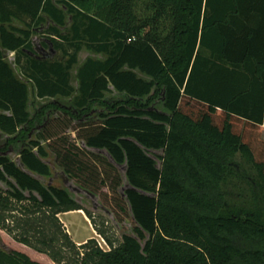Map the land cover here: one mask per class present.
<instances>
[{
	"label": "trees",
	"instance_id": "1",
	"mask_svg": "<svg viewBox=\"0 0 264 264\" xmlns=\"http://www.w3.org/2000/svg\"><path fill=\"white\" fill-rule=\"evenodd\" d=\"M47 20L43 32L60 55L52 60L36 58L32 43ZM83 48L102 58L79 62ZM29 87L38 100L71 97L77 114L47 103L31 116ZM112 90L126 99L107 103ZM161 93L165 112L149 107ZM96 104L107 111L81 122ZM52 107L65 115L22 145L24 169L0 150V228L14 241L54 264H264V250L234 244L237 236L264 244L262 216L228 206L221 189L235 156L264 184V0H0L5 144L24 143ZM46 147L84 189L106 184L113 204L128 206L134 235L116 241L67 190L41 183L36 175H50ZM149 150L162 151L161 167ZM73 210L108 250L93 238L76 245L58 217ZM0 264L41 263L0 249Z\"/></svg>",
	"mask_w": 264,
	"mask_h": 264
},
{
	"label": "rangeland",
	"instance_id": "2",
	"mask_svg": "<svg viewBox=\"0 0 264 264\" xmlns=\"http://www.w3.org/2000/svg\"><path fill=\"white\" fill-rule=\"evenodd\" d=\"M52 24L51 21L47 20V22L40 27H38L35 33L32 36V43L34 48V56L39 59H57L60 57L59 53L55 51L50 43L49 37L43 31H45L46 27ZM6 58L13 64V54L6 53ZM86 57L92 58H102V55L92 53L86 49H82L78 53L79 62L83 61ZM15 71L19 77L18 70L15 68ZM71 84L76 89L77 81L75 78V70L71 71ZM29 105L28 111L32 116L37 110L40 109L41 106H44L47 103H53L55 106L66 107L71 112L77 114V110L72 106L71 97L62 98L55 97L49 99H41L38 100L35 97L32 87H29ZM104 99L107 103L113 104L115 102H121L126 99V96L121 93H117L116 91H110L105 94ZM150 109L165 112V109L162 106V93L159 94L158 97L152 100L149 104ZM107 111L106 107L102 105H93L91 110L80 118L81 122L90 121L95 122L98 121V114ZM64 111L57 109L56 107L48 108L43 113V118L40 123L35 122L33 126L29 128L27 133V138L25 142L15 143V144H5L7 136L0 132V150H4L5 153L18 165H20V161L18 158V151L22 147V145L26 144L29 139H34L36 136V132L41 129L42 125L48 121L49 119L55 117H64ZM69 117L68 115H66ZM72 121V120H71ZM76 123V122H72ZM68 136L70 139H74L75 132L68 130ZM261 138H264V128L261 130L260 134ZM76 144L84 147V144L81 140L74 139ZM46 146V144H45ZM47 156L43 159L50 167V175L48 177L37 176L41 183L44 185H54L57 187L64 188L69 192V194L79 202L84 208L90 211L95 217V221L97 224L104 223V227L107 229V234L112 236L116 241H120L122 235H134L132 229L134 226V221L132 219V215L128 209V206H125V212L120 211L114 204L111 199L113 196L111 195L108 186L101 185L99 190L95 193L88 191L81 187L76 180L69 178L62 170L60 166L55 162L54 153L47 148ZM87 150L98 152L102 154L108 161L113 162L111 157L105 150H97L87 148ZM148 155H150L156 163L157 167H161L162 161L159 158L162 155L161 150H149L147 151ZM232 171L233 173L229 175L226 181L222 184L221 189L224 194V199L226 204L230 207L244 209L250 212L259 213L264 220V184L259 180L256 170L250 166L248 162L242 159L240 156H235L232 159ZM118 173L121 177V186L118 188V195L123 199V190L128 186V183L124 176V165L117 166ZM1 187H6L4 183L0 182ZM60 219V218H59ZM68 220L73 235L69 234L67 228L63 224L66 232L69 234L71 239L75 240H84L88 235L89 231L87 229L86 223L83 221L81 216L79 215H71L65 218ZM90 222V221H89ZM92 226V225H91ZM93 228V227H92ZM94 230V229H93ZM93 238L98 245L101 243V249L108 250L109 247L102 241V237L96 233L94 230L93 235L90 237ZM74 241V240H73ZM85 242V240H84ZM82 242V243H84ZM81 244V243H79ZM76 243V245H79ZM234 244L243 248H258L264 250V244L258 243L256 241H243L238 236L234 237ZM0 249L5 251L17 250L25 253L29 256L30 259L37 261L41 264H54L45 254L39 253L23 244H20L12 239L10 235H8L4 230L0 228Z\"/></svg>",
	"mask_w": 264,
	"mask_h": 264
},
{
	"label": "crops",
	"instance_id": "3",
	"mask_svg": "<svg viewBox=\"0 0 264 264\" xmlns=\"http://www.w3.org/2000/svg\"><path fill=\"white\" fill-rule=\"evenodd\" d=\"M71 215H79V216H81V218L83 219V221L86 223V225H87V229H88V231H89L88 235H87L86 238L84 239V240L86 241V240H87L88 238H90V237L93 235V233H94V230H93V228H92V226H91V223L89 222L88 218L85 216V214L83 213L82 210H73V211H69V212L60 213V214L58 215V217L60 218V220L63 222V224H64L65 227L67 228V231H68V233H69L70 235H71V234L73 235V232L71 231L72 228H71V226H70L68 220H66L65 218H66V217H69V216H71ZM73 240H74V242L77 243V244L84 242V240H82V239H81V240H75V239H73Z\"/></svg>",
	"mask_w": 264,
	"mask_h": 264
},
{
	"label": "built area",
	"instance_id": "4",
	"mask_svg": "<svg viewBox=\"0 0 264 264\" xmlns=\"http://www.w3.org/2000/svg\"><path fill=\"white\" fill-rule=\"evenodd\" d=\"M102 241H103V239H102ZM103 242H104V241H103ZM98 246H99L100 248H102V247H101V243H100V244L98 243ZM103 250H104V249H103Z\"/></svg>",
	"mask_w": 264,
	"mask_h": 264
},
{
	"label": "water",
	"instance_id": "5",
	"mask_svg": "<svg viewBox=\"0 0 264 264\" xmlns=\"http://www.w3.org/2000/svg\"><path fill=\"white\" fill-rule=\"evenodd\" d=\"M20 165H21L20 167H21L22 169H24V166H23L21 163H20Z\"/></svg>",
	"mask_w": 264,
	"mask_h": 264
}]
</instances>
